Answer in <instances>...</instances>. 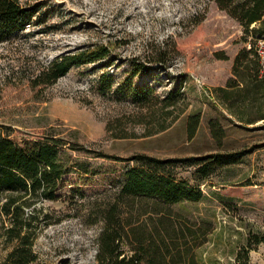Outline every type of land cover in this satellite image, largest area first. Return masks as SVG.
<instances>
[{
  "label": "rangeland",
  "instance_id": "1",
  "mask_svg": "<svg viewBox=\"0 0 264 264\" xmlns=\"http://www.w3.org/2000/svg\"><path fill=\"white\" fill-rule=\"evenodd\" d=\"M20 1L36 12L24 30L0 42V135L16 140L58 138L66 169L59 199L35 204L38 218L31 225L35 259L28 264H95L102 212L115 201L131 161L92 153L187 158L211 152L242 155L198 181L201 200L169 208L180 215L178 222L188 219L206 231L205 242L196 249L202 264H264V241L253 243V235L264 237L262 111L257 104L244 107V116L257 121L241 123L216 90L234 77L233 58L241 47L253 43L250 33L214 0ZM101 44L109 47L110 58L72 66L54 83L34 85L36 74L57 56ZM166 45L171 49L167 67L128 78L133 58L147 61ZM222 54L228 59L218 58ZM103 73L112 76L110 88L107 77L100 79ZM145 85L160 98L180 85L182 100L167 120L157 116V107L132 101L134 87ZM193 113L200 115V122L189 139L186 120ZM211 118L224 129L221 145L209 132ZM160 119L168 125L162 130ZM72 145L80 150H72ZM176 165L178 176L197 183L193 166ZM8 194L3 191L0 198ZM121 211L123 217L129 213L126 207ZM44 213L47 222L41 219ZM27 214L30 208L25 209ZM131 216L132 221L138 219L137 214ZM158 216L140 219L151 222ZM8 226L0 213V262L15 244L6 238ZM248 243L245 263L244 254L238 253Z\"/></svg>",
  "mask_w": 264,
  "mask_h": 264
},
{
  "label": "trees",
  "instance_id": "2",
  "mask_svg": "<svg viewBox=\"0 0 264 264\" xmlns=\"http://www.w3.org/2000/svg\"><path fill=\"white\" fill-rule=\"evenodd\" d=\"M214 2L253 37L251 47H241L233 58L234 77L228 78L224 87L216 88L228 111L241 123L251 124L257 120L244 116L245 108L249 106L257 104L258 111H262L259 116L264 119V69L253 46L256 39L264 38V0ZM35 12L34 6L20 0H0V42L24 30ZM170 51L166 45L157 48L155 56L148 57L147 61L133 58L128 78L149 74L154 67H167ZM110 53L109 47L101 44L59 55L36 74L34 85L52 84L72 66L110 58ZM218 58L228 59V56L222 54ZM106 77L110 88L112 76L107 73L100 75V79ZM180 88L179 85L160 98L155 95L153 87H134L131 99L140 106L157 107L160 110L157 116L167 120L182 100ZM165 122L160 119V130L168 126ZM199 122L198 113L187 116L186 134L189 139L195 135ZM208 128L215 143L221 145L225 132L219 120L209 119ZM70 148L80 150L73 145ZM92 154V157L131 161L125 168L124 181L115 201L102 212L103 225L96 238L95 264H202L196 249L205 242L206 231L185 218L182 223L178 222L180 215H174L169 207L183 201L201 200L203 192L198 181L209 177L218 167L237 162L242 153L211 152L187 158H159L144 153L129 158ZM64 155L60 140L52 135L20 140L0 135V193H10L6 198H0V213L9 222L5 228L6 238L15 241L0 264H28L35 259L32 245L36 234L31 227L38 218L35 204L59 199L58 190L66 173ZM179 162L193 166L191 174L196 184L177 175L174 169ZM134 199L141 202L135 204ZM122 207L129 210L125 217L122 216ZM26 208H30V214L25 215ZM132 214H137L138 219L144 215L147 218L151 214L159 216L151 222L146 219L132 221ZM46 218L48 214L44 213L41 219L46 221ZM253 238L254 244L264 241L262 236L253 235ZM250 249L248 243L238 253L244 254L245 263L249 262Z\"/></svg>",
  "mask_w": 264,
  "mask_h": 264
},
{
  "label": "built area",
  "instance_id": "3",
  "mask_svg": "<svg viewBox=\"0 0 264 264\" xmlns=\"http://www.w3.org/2000/svg\"><path fill=\"white\" fill-rule=\"evenodd\" d=\"M254 50L256 54L258 55L263 69H264V38H258L254 41ZM247 47H251V45L248 43Z\"/></svg>",
  "mask_w": 264,
  "mask_h": 264
}]
</instances>
